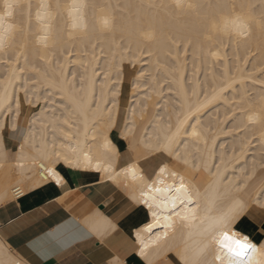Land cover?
Wrapping results in <instances>:
<instances>
[{
    "label": "bare ground",
    "instance_id": "obj_1",
    "mask_svg": "<svg viewBox=\"0 0 264 264\" xmlns=\"http://www.w3.org/2000/svg\"><path fill=\"white\" fill-rule=\"evenodd\" d=\"M5 2L0 16L8 11ZM7 2L14 7L4 26L12 25L13 34L0 48V124L23 120L25 131L16 144L0 135V204L54 182L49 168L63 183L62 169L92 172L144 210L132 238L146 264H177L179 256H191L206 241L203 218L226 210L238 188L248 202L244 215L251 212L264 187V0ZM74 4L83 5L86 28L73 27ZM44 5L49 15L42 22L37 13L44 16ZM105 18L109 28L101 26ZM16 103L19 115L13 116ZM169 140L170 155L160 147ZM106 143L115 147L114 156ZM127 152L132 158L120 164ZM152 161L199 193L195 220L140 202L144 183L157 178L143 165ZM132 166L143 180L125 171ZM165 180L173 182L167 173ZM100 210L83 218L91 217L87 222L103 239L117 224ZM152 211L160 222L149 233ZM248 227L245 221V234L264 245V235L254 238ZM140 241L149 245L146 257L139 255ZM4 251L15 264H30L0 236V258ZM204 259L212 260L211 251Z\"/></svg>",
    "mask_w": 264,
    "mask_h": 264
},
{
    "label": "snow or ice",
    "instance_id": "obj_2",
    "mask_svg": "<svg viewBox=\"0 0 264 264\" xmlns=\"http://www.w3.org/2000/svg\"><path fill=\"white\" fill-rule=\"evenodd\" d=\"M5 9L8 11L4 16H0V48L4 47L5 41L10 39L13 34L12 25H8L7 28L4 26V21L6 17H11V9L14 7L12 3H8L7 0L4 4ZM44 11V16L42 17L40 13H37V19L44 21L49 13L47 11V6H42ZM83 5L74 4V28L83 29L87 25L83 19V13L81 11ZM103 28L110 27V20L102 19L100 21ZM235 24V22H233ZM237 30L240 35H246V31L240 25H236ZM44 31H48L47 25ZM47 37H41V40H46ZM3 97H0V105L3 104ZM30 103V102H29ZM8 109L5 108L4 112ZM13 116L19 115V104L16 103V111L12 113ZM253 117H249V120H253ZM179 131V129H178ZM0 135H3L6 139L12 138H23L24 130L18 128L15 121L12 122L11 126L5 124H0ZM192 135L196 136V131L193 128ZM105 147L108 149L109 153L113 156L116 153V149L110 143H106ZM161 147L162 153L172 152V143L167 141ZM87 159V156H85ZM65 163H71V161H65ZM78 166V165H77ZM159 172H149V177L156 175V179L151 183H144V190L142 192V197L140 202L146 205L150 210H159L164 208L171 211L176 217L188 221L195 220L194 215L195 208L198 207V200H194V197H199L198 192L190 190L188 185L182 176H179L175 172L168 170L166 166L160 167ZM130 172L132 178L143 180V174L138 176L135 166L125 170ZM264 171V170H262ZM48 176L56 183H63L62 177L58 175L54 168H49L47 170ZM172 179V183L169 184L165 180V174ZM242 184H246V181H242ZM243 188L237 189V195L232 198L230 206L223 211H220L213 215H206L201 221L204 224L203 235L206 237V241L193 251L191 256L181 255L177 259V264H264V245H258L249 238V235L245 234L242 225L245 223L247 216L244 215L245 209L248 207V202L242 198ZM6 198V197H5ZM193 205V207H189ZM181 209H183L184 214L182 215ZM259 210L261 216V222L264 223V187L261 191L257 193V198L252 202V210L249 214H255L256 210ZM49 210L56 214L61 211L56 203H52L49 206ZM3 209H0L2 212ZM153 216V223L146 226V231L151 233L154 228H156L160 222V217L157 215V211L151 212ZM15 213L10 214L4 220V231L7 233L11 228L17 225L14 222L13 217ZM165 220H170V217H165ZM165 227H171L170 224H166ZM91 233L87 228L81 227L80 235L73 234L67 227L66 224H57L54 228H49L48 230H41L40 234H35L34 236L28 237L25 240V247L28 251L33 252L38 256L41 261L49 256L59 255L67 250L76 242H82L86 237L90 236ZM139 232L135 233L136 238L139 240ZM167 233H165V236ZM141 247L139 255L146 257V249L149 245L140 241ZM99 246V241H97ZM211 251L212 260L209 262L204 259L206 254ZM111 259H102L99 264H123L122 260L109 252ZM0 264H15V261L8 256L7 251H4L3 258H0Z\"/></svg>",
    "mask_w": 264,
    "mask_h": 264
},
{
    "label": "crops",
    "instance_id": "obj_3",
    "mask_svg": "<svg viewBox=\"0 0 264 264\" xmlns=\"http://www.w3.org/2000/svg\"><path fill=\"white\" fill-rule=\"evenodd\" d=\"M17 127L25 131L24 121H19ZM7 140L10 144H16L20 138ZM158 161L143 162V165L148 172H153ZM62 170L66 176L63 184L58 185L55 182H49L12 200L10 199L6 201L7 203L0 204L2 205L0 209H3L0 212V236L11 250L21 255L30 264H99L102 259L112 258L108 255L109 252L117 255L126 264H146L136 255V244L132 238L133 229L145 218L142 207L135 204L127 194L120 191L114 184H110V182H106L107 185L106 183H99L95 179L97 176L92 172L84 173L76 168H65ZM100 184L101 187L99 186ZM106 186H111L112 188H107ZM79 189L82 190L80 191ZM37 192L41 194H37ZM92 196L93 198H91ZM24 197L27 200L23 199ZM36 199L38 201H35ZM52 203H58L57 205H60L61 211L53 214L48 208ZM96 209H101L100 211L112 217L117 224L113 228L115 230L111 229L110 234L108 232L105 233L104 236L106 237L102 235L103 239L92 231V226L87 222L89 217L85 220L83 218L87 214L93 215L91 211L96 212ZM12 213H15L13 219L17 226L14 228L10 227L9 231L5 233L4 220ZM246 223L250 227L251 235L254 238L259 234L264 235V223L261 222L260 215L247 214ZM57 224H66L68 229L75 235H80L81 227L87 228L91 235L82 242L74 243L69 250L56 256L46 257L41 261L33 252L28 251L24 242L28 237L40 234L41 230L54 228ZM97 241H99V246L96 243Z\"/></svg>",
    "mask_w": 264,
    "mask_h": 264
},
{
    "label": "rangeland",
    "instance_id": "obj_4",
    "mask_svg": "<svg viewBox=\"0 0 264 264\" xmlns=\"http://www.w3.org/2000/svg\"><path fill=\"white\" fill-rule=\"evenodd\" d=\"M30 111V109L28 110ZM27 112V110H26ZM132 158L131 154H129L128 152L124 154V156L121 158L120 164H123L127 161H129Z\"/></svg>",
    "mask_w": 264,
    "mask_h": 264
},
{
    "label": "built area",
    "instance_id": "obj_5",
    "mask_svg": "<svg viewBox=\"0 0 264 264\" xmlns=\"http://www.w3.org/2000/svg\"><path fill=\"white\" fill-rule=\"evenodd\" d=\"M20 196V195H19Z\"/></svg>",
    "mask_w": 264,
    "mask_h": 264
}]
</instances>
